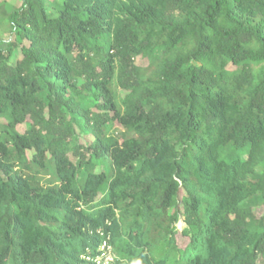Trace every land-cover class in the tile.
<instances>
[{"label": "trees", "instance_id": "obj_1", "mask_svg": "<svg viewBox=\"0 0 264 264\" xmlns=\"http://www.w3.org/2000/svg\"><path fill=\"white\" fill-rule=\"evenodd\" d=\"M106 238L264 264V0H0V264Z\"/></svg>", "mask_w": 264, "mask_h": 264}, {"label": "built area", "instance_id": "obj_2", "mask_svg": "<svg viewBox=\"0 0 264 264\" xmlns=\"http://www.w3.org/2000/svg\"><path fill=\"white\" fill-rule=\"evenodd\" d=\"M80 264H124V262L113 252L108 238L103 240L96 250L89 248L81 255Z\"/></svg>", "mask_w": 264, "mask_h": 264}, {"label": "rangeland", "instance_id": "obj_3", "mask_svg": "<svg viewBox=\"0 0 264 264\" xmlns=\"http://www.w3.org/2000/svg\"><path fill=\"white\" fill-rule=\"evenodd\" d=\"M10 1H12V0H10ZM136 62L138 63V64H146V60L145 59H142V58H137L136 59ZM18 129L20 130V131H23L24 130V126L21 124L20 126H18ZM177 226L180 228L181 226H183V223H182V221H179L178 223H177ZM92 247H94L93 245H92ZM92 247H90V250H92Z\"/></svg>", "mask_w": 264, "mask_h": 264}]
</instances>
